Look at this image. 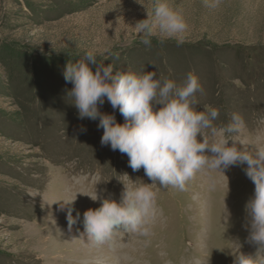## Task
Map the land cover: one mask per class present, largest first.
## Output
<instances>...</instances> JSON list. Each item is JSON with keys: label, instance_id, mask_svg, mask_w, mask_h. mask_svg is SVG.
I'll list each match as a JSON object with an SVG mask.
<instances>
[{"label": "rangeland", "instance_id": "rangeland-1", "mask_svg": "<svg viewBox=\"0 0 264 264\" xmlns=\"http://www.w3.org/2000/svg\"><path fill=\"white\" fill-rule=\"evenodd\" d=\"M140 2L0 0V264H233L238 242L255 253L245 227V205L255 194L246 164L205 168L187 191L152 185L150 237L121 232L93 245L83 235L84 211L102 203L89 195L119 203L124 183H152L126 154L102 145L99 119H81L68 95L74 85L64 78L66 65L88 51L114 74L154 71L181 85L194 72L202 87L194 107L218 109L217 128L238 114L243 124L229 136L264 144V0H220L216 8L168 0L187 22L185 42L157 34L151 46L135 25L154 0ZM99 108L125 122L107 98ZM69 208L79 213L71 230Z\"/></svg>", "mask_w": 264, "mask_h": 264}, {"label": "clouds", "instance_id": "clouds-1", "mask_svg": "<svg viewBox=\"0 0 264 264\" xmlns=\"http://www.w3.org/2000/svg\"><path fill=\"white\" fill-rule=\"evenodd\" d=\"M219 3L220 0H205L209 8ZM187 28L183 14L168 0H154L152 10L147 9V18L135 25L137 34H142L141 43L147 46L157 34L161 40L175 38L182 45ZM91 65H96L95 71ZM64 78L74 85L68 95L74 98L79 117L99 119V127L104 130L102 145L110 144L112 150L126 154L133 171L143 168L152 181L124 183L119 203L97 192L89 195L102 203L83 213V235L88 241L93 245L110 244L121 232L150 237V225L157 212V193L152 185L158 182L166 188L187 191V183L205 168L222 171L246 164V175L255 185V194L245 205V227L249 233L247 242L256 251L246 254L238 242L237 252L232 254L233 264H264V144L249 146L229 136L238 133L243 124L238 114L232 115L228 125L217 128L213 121L219 117L218 109L206 106L198 111L194 107L195 94L202 91L194 72H189L181 85L171 79H158L154 71L141 74L128 69L114 74L113 66L97 63L95 53L88 51L83 59L67 63ZM105 98L125 118L123 124L114 115L100 111ZM153 102L161 106L156 109ZM209 130L211 141L207 138ZM201 136L203 139H198ZM226 215H230L227 209ZM67 219L71 230L79 213L73 217L69 208Z\"/></svg>", "mask_w": 264, "mask_h": 264}, {"label": "bare ground", "instance_id": "bare-ground-1", "mask_svg": "<svg viewBox=\"0 0 264 264\" xmlns=\"http://www.w3.org/2000/svg\"><path fill=\"white\" fill-rule=\"evenodd\" d=\"M68 246V245H67Z\"/></svg>", "mask_w": 264, "mask_h": 264}]
</instances>
